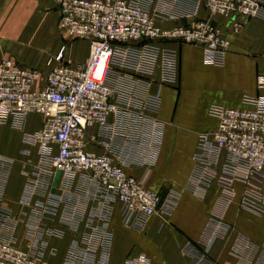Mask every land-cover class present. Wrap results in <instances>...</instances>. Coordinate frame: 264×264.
Segmentation results:
<instances>
[{
	"label": "crops",
	"instance_id": "crops-1",
	"mask_svg": "<svg viewBox=\"0 0 264 264\" xmlns=\"http://www.w3.org/2000/svg\"><path fill=\"white\" fill-rule=\"evenodd\" d=\"M133 1L162 28L209 17L206 0ZM210 18L228 42L218 62L188 43H154L150 54L142 41L117 45L124 53L110 63L108 81L118 110L104 126L84 129L86 150L109 154L160 195L155 214L124 224L116 198L100 192L88 173L50 167L32 137L43 125L40 114L27 115L23 126L9 114L0 120V238L33 247L47 264H65L75 243L90 252L82 264H264V173L232 179L233 194L225 198L224 153L199 146L200 135L217 124L212 105L244 108L245 95L264 94V13L236 32L223 15ZM58 19L51 0H0V60L46 72L64 45L65 60L84 63L88 42L64 40ZM200 161L210 176L195 184Z\"/></svg>",
	"mask_w": 264,
	"mask_h": 264
},
{
	"label": "built area",
	"instance_id": "built-area-1",
	"mask_svg": "<svg viewBox=\"0 0 264 264\" xmlns=\"http://www.w3.org/2000/svg\"><path fill=\"white\" fill-rule=\"evenodd\" d=\"M53 2L64 40H86L88 57L80 65L72 64L65 60L62 45L53 58L55 64L47 61L51 65L46 72L12 58L0 60V120L11 114L23 126L27 115L40 114L43 125L32 137L49 157L50 167L66 174L88 173L100 192L116 198L124 224L136 226L155 214L160 195L147 188L143 179L125 173L109 154L86 150L83 140L86 126H104L108 115L118 110L108 81L110 63L118 53H124V47L118 49L117 45L142 41L145 53L150 54L154 43H188L202 47L210 60L218 62L228 42L210 16L228 18L236 32L243 21L264 13V0H206L208 18L170 28L157 26L148 11L133 0ZM243 101L249 106L212 105L209 111L217 119L216 127L202 133L199 140L203 151L224 153L219 184L225 198L233 194L232 179L248 181L254 173H264V94H247ZM101 142L107 146L106 141ZM55 144L57 150L52 153ZM205 163L200 161L193 170L195 184L210 176ZM212 243L209 241L206 251ZM83 253L90 252L75 243L65 264H82ZM0 264L47 263L33 247L21 248L0 238Z\"/></svg>",
	"mask_w": 264,
	"mask_h": 264
},
{
	"label": "rangeland",
	"instance_id": "rangeland-1",
	"mask_svg": "<svg viewBox=\"0 0 264 264\" xmlns=\"http://www.w3.org/2000/svg\"><path fill=\"white\" fill-rule=\"evenodd\" d=\"M51 1L53 2V0H51ZM53 3H54V2H53ZM57 28L60 29L62 32H64L62 26H61L60 23H59V19H58Z\"/></svg>",
	"mask_w": 264,
	"mask_h": 264
}]
</instances>
